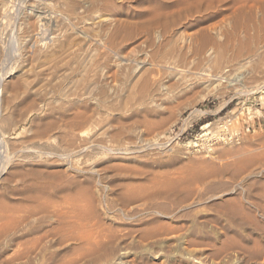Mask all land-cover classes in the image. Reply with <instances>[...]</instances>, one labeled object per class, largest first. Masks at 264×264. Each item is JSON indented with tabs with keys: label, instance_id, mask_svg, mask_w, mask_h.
<instances>
[{
	"label": "rangeland",
	"instance_id": "1",
	"mask_svg": "<svg viewBox=\"0 0 264 264\" xmlns=\"http://www.w3.org/2000/svg\"><path fill=\"white\" fill-rule=\"evenodd\" d=\"M8 4L0 264H264V0Z\"/></svg>",
	"mask_w": 264,
	"mask_h": 264
},
{
	"label": "bare ground",
	"instance_id": "2",
	"mask_svg": "<svg viewBox=\"0 0 264 264\" xmlns=\"http://www.w3.org/2000/svg\"><path fill=\"white\" fill-rule=\"evenodd\" d=\"M13 5V4H12ZM9 6V7H8ZM11 4H8V0H0V72L3 70V67H4V63H5V60H4V53H2V48L5 50V49H8V48H4L2 45L4 44V37H3V34L5 33L4 31L6 30V28L8 27V24H7V20H8V17H9V9L10 8ZM30 6V5H29ZM31 9V8H30ZM16 10V9H15ZM18 10V9H17ZM32 11V10H31ZM22 14V13H21ZM17 15V14H16ZM8 16V17H7ZM11 17V15H10ZM16 23V22H15ZM21 24V23H20ZM14 29V28H13ZM10 42V41H9ZM65 43L66 41H60L59 44H58V47L59 48H62L65 46ZM11 44V43H10ZM10 47V45H9ZM4 55V56H3ZM6 57V56H5ZM140 61V60H139ZM138 61V62H139ZM142 61V60H141ZM137 62V63H138ZM143 62V61H142ZM139 64V63H138ZM142 64V63H141ZM1 76V74H0ZM3 78V76H2ZM1 79V78H0ZM26 79V78H25Z\"/></svg>",
	"mask_w": 264,
	"mask_h": 264
}]
</instances>
